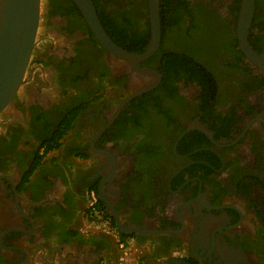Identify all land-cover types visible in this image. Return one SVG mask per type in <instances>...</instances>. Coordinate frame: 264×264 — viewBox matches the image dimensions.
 Wrapping results in <instances>:
<instances>
[{
    "label": "flooded vegetation",
    "instance_id": "flooded-vegetation-1",
    "mask_svg": "<svg viewBox=\"0 0 264 264\" xmlns=\"http://www.w3.org/2000/svg\"><path fill=\"white\" fill-rule=\"evenodd\" d=\"M96 3L116 44L143 54L149 0ZM47 4L0 113V264H115L116 240L81 228L92 187L132 238V264H264V69L239 46L241 0H158V45L135 65L98 43L72 0ZM247 41L264 59V0ZM171 60L182 71H166ZM144 68L157 84L117 110L154 80Z\"/></svg>",
    "mask_w": 264,
    "mask_h": 264
},
{
    "label": "water",
    "instance_id": "water-1",
    "mask_svg": "<svg viewBox=\"0 0 264 264\" xmlns=\"http://www.w3.org/2000/svg\"><path fill=\"white\" fill-rule=\"evenodd\" d=\"M72 1L98 43L110 54L135 65L138 60L145 59L156 49L160 36L158 0H149L151 38L145 52L140 55L131 54L110 38L100 22L92 0ZM40 6L41 0H0V113L12 101L23 83L26 67L35 43ZM253 9L254 0H241L237 21V39L245 55L261 69H264V59L252 50L247 41ZM139 70L144 76L154 75V80L144 83L143 88L125 97L117 110L132 96L142 91L145 92L157 84L159 74L147 68Z\"/></svg>",
    "mask_w": 264,
    "mask_h": 264
},
{
    "label": "trees",
    "instance_id": "trees-1",
    "mask_svg": "<svg viewBox=\"0 0 264 264\" xmlns=\"http://www.w3.org/2000/svg\"><path fill=\"white\" fill-rule=\"evenodd\" d=\"M94 5H95V9L97 11V14H98V17L100 19V22L104 28V30L106 31V33L110 36V38L117 44H120V42L115 39V34L113 33V30L111 29V25L109 23V21L104 17V14L100 11L97 3H96V0H92ZM122 18L123 15H121ZM119 18V20H121L122 18ZM87 31L90 33L89 29L86 28ZM93 36V35H92ZM184 63L183 62H178L177 60H171L168 65H165V68H166V71L170 72V68L171 69H174V71H177L180 70L182 71V69L180 68L181 65H183ZM190 68L194 69L193 72H190L188 71V75H191V74H194L195 75V78L192 79V80H203V77L202 75L200 74V71H201V68L197 65V67H194L196 64L191 62L188 64ZM193 67H191V66ZM189 68V69H190ZM167 73V72H165ZM201 78V79H200ZM74 117H75V113L71 114V116H66L63 120H60L59 122V127H57V130L54 132L55 135H53L52 139H47L44 141V144L42 146L45 145V152L53 149V148H56L58 146V141L60 138H62L65 134H67L72 126V123H73V120H74ZM40 160H41V156L37 158L36 160V163H34V165L32 166V170L37 166V164L40 163ZM93 190H95V188H91Z\"/></svg>",
    "mask_w": 264,
    "mask_h": 264
},
{
    "label": "built area",
    "instance_id": "built-area-1",
    "mask_svg": "<svg viewBox=\"0 0 264 264\" xmlns=\"http://www.w3.org/2000/svg\"><path fill=\"white\" fill-rule=\"evenodd\" d=\"M84 216L93 229L113 235L117 240V246L122 249V251H129L131 246H133L131 237L122 239L119 236L117 228L110 223L102 207L99 206L96 192L93 189H90L87 193Z\"/></svg>",
    "mask_w": 264,
    "mask_h": 264
},
{
    "label": "crops",
    "instance_id": "crops-1",
    "mask_svg": "<svg viewBox=\"0 0 264 264\" xmlns=\"http://www.w3.org/2000/svg\"><path fill=\"white\" fill-rule=\"evenodd\" d=\"M84 219H85V216H84ZM84 219H82L81 228L83 230H85V229L87 230L88 227H86V223H88V222L86 221V219H85V221H86L85 222ZM90 228H91V226H90ZM107 234H109V233H107ZM109 235H111V234H109ZM111 236L116 240V238L113 235H111ZM134 248H135V245L131 246L129 251H122V249H120L117 246V240H116L115 241V247L113 249V252L115 255V258H113V260H114L115 264H132L130 262V259L132 258V252H133Z\"/></svg>",
    "mask_w": 264,
    "mask_h": 264
},
{
    "label": "rangeland",
    "instance_id": "rangeland-1",
    "mask_svg": "<svg viewBox=\"0 0 264 264\" xmlns=\"http://www.w3.org/2000/svg\"><path fill=\"white\" fill-rule=\"evenodd\" d=\"M42 2V7H43V12H44V15H45V10L47 9L48 7V4H47V0H41ZM43 31V28L42 29H39V34ZM86 227L90 228V224L89 223H86Z\"/></svg>",
    "mask_w": 264,
    "mask_h": 264
}]
</instances>
